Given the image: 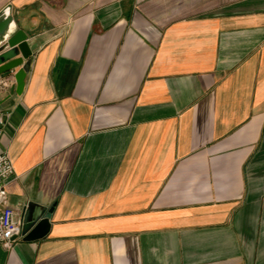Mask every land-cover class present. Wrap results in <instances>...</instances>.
Listing matches in <instances>:
<instances>
[{
	"label": "crops",
	"instance_id": "obj_1",
	"mask_svg": "<svg viewBox=\"0 0 264 264\" xmlns=\"http://www.w3.org/2000/svg\"><path fill=\"white\" fill-rule=\"evenodd\" d=\"M8 6L38 45L0 93L9 201L55 207L0 264H264V0Z\"/></svg>",
	"mask_w": 264,
	"mask_h": 264
},
{
	"label": "water",
	"instance_id": "obj_2",
	"mask_svg": "<svg viewBox=\"0 0 264 264\" xmlns=\"http://www.w3.org/2000/svg\"><path fill=\"white\" fill-rule=\"evenodd\" d=\"M15 24L10 6L0 12V76L14 73L16 86L13 92L22 93L25 79L30 71V57L38 48L37 44H29L28 35L23 30L13 32ZM20 56V57H19ZM55 205L43 207L29 205L22 212V238L33 241L44 238L51 229V217Z\"/></svg>",
	"mask_w": 264,
	"mask_h": 264
},
{
	"label": "built area",
	"instance_id": "obj_3",
	"mask_svg": "<svg viewBox=\"0 0 264 264\" xmlns=\"http://www.w3.org/2000/svg\"><path fill=\"white\" fill-rule=\"evenodd\" d=\"M16 85L14 73L0 76V93ZM5 118L0 114V141L4 132ZM13 160L7 151L0 149V243L11 247L14 241L22 238V219L9 201L8 182L15 176Z\"/></svg>",
	"mask_w": 264,
	"mask_h": 264
}]
</instances>
